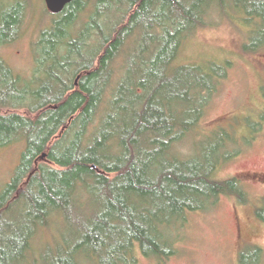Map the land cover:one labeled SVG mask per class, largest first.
<instances>
[{
	"label": "trees",
	"instance_id": "trees-1",
	"mask_svg": "<svg viewBox=\"0 0 264 264\" xmlns=\"http://www.w3.org/2000/svg\"><path fill=\"white\" fill-rule=\"evenodd\" d=\"M91 1L77 0L41 34L30 85L0 58V111L9 112L0 153L24 148L0 195V264H164L177 255L166 235L174 225L223 198L252 204L242 181L217 179L251 142L247 132H200L228 67L178 60L220 18L250 29L245 53L263 54L264 0H93L95 19L79 27ZM120 9L127 25H113ZM24 12L0 13V49L20 40ZM43 75L54 84L38 88ZM263 127L249 124L252 139ZM192 137L202 143L184 157ZM257 216L264 223V201ZM240 259L262 264L264 254L248 247Z\"/></svg>",
	"mask_w": 264,
	"mask_h": 264
},
{
	"label": "rangeland",
	"instance_id": "rangeland-1",
	"mask_svg": "<svg viewBox=\"0 0 264 264\" xmlns=\"http://www.w3.org/2000/svg\"><path fill=\"white\" fill-rule=\"evenodd\" d=\"M95 1L90 4H96ZM29 8L20 40L0 49V58L27 85L34 76V46L41 34L58 21L47 12L44 0L35 1ZM115 17V20L119 19ZM88 18V15L84 16L79 27L83 28ZM249 30L245 25H233L231 21L220 18L210 28L199 31L187 41L181 63L207 65L211 62L228 67L227 78L208 110L200 132L210 135L215 131L228 130L233 137L235 133L242 137L247 132L251 142L238 148L243 151L242 155L224 166L217 179L223 182L233 179L242 181L252 204L242 207L235 200L223 198L218 207L189 215L184 227L174 225L166 231V235L174 240L177 255L164 264H240V253L248 247L257 248L264 254V223L257 216L264 201V127L254 139L248 128L254 123L264 125V119H260L261 116L264 118V53H245ZM7 114L8 111H0V115ZM194 138L180 147L184 157L192 156L197 145L202 143V137ZM23 152L24 148L20 145L0 153V195L15 177ZM139 258L140 264H161L142 256Z\"/></svg>",
	"mask_w": 264,
	"mask_h": 264
},
{
	"label": "bare ground",
	"instance_id": "bare-ground-1",
	"mask_svg": "<svg viewBox=\"0 0 264 264\" xmlns=\"http://www.w3.org/2000/svg\"><path fill=\"white\" fill-rule=\"evenodd\" d=\"M1 2H0V13H2V12H4V10L6 9V10H9V9H11V8H14V7H24V15H23V17H22V20H21V25H24L25 24V22H26V20H27V14L28 13H26L27 12V10H29L30 8V6H32V4H34V2L35 1H37V0H0ZM45 1V0H44ZM77 0H75L74 1V3L76 2ZM46 3V2H45ZM73 3V4H74ZM73 4H71L70 6H68L67 8H66V10H65V12L69 9V7H71ZM47 6V5H46ZM2 7V8H1ZM86 8H88L87 10H86V12H85V14H84V16H87L88 15V19L89 20H87V22L84 24V25H87V24H89L90 23V19L92 20V19H95V17H96V10H95V8H94V6L92 5V4H89V6H87ZM49 12V11H48ZM64 12V13H65ZM63 13V14H64ZM127 13V11L126 10H122V9H120L119 10V14L117 15V18H119V19H117V20H114L113 21V25H127L128 23H129V21H128V19H127V17H126V14ZM63 14L61 15V16H53V17H55V18H60V17H62L63 16ZM51 15V14H50ZM121 16V17H120ZM127 19V20H126ZM97 25H109L108 23H105L104 21H102V20H98V24ZM88 45V44H87ZM86 45V48H88L89 47V45L87 46ZM94 45H92V44H90V47H93ZM178 65H180V63H181V59L180 60H178ZM114 63H119V60L118 61H114ZM116 64V65H117ZM115 64L113 65V67H115L116 66ZM80 66H78L77 68H79ZM112 67V68H113ZM45 75V74H44ZM42 76L41 77V82H40V84L38 85V88H43V87H45V86H49L50 84H52V83H50L49 82V80H46V77L45 76ZM86 76H89L90 75V73H86L85 74ZM91 76V75H90ZM81 79V78H80ZM78 80V81H76V87H77V89L79 88V84H80V81L81 80ZM15 83H17V86H18V88L20 89V90H25V87H24V85L23 84H20L19 82H15ZM54 84V83H53ZM9 104H12V102H8ZM95 170H97V168H95ZM89 210L90 211H88L87 212V215H90V212H91V210H92V208L91 207H89ZM16 218H14V217H9V218H6V221L7 222H9V223H15L16 222ZM44 247H46L44 244H42L40 247H39V249H38V251H39V255L42 253V250H44Z\"/></svg>",
	"mask_w": 264,
	"mask_h": 264
},
{
	"label": "water",
	"instance_id": "water-1",
	"mask_svg": "<svg viewBox=\"0 0 264 264\" xmlns=\"http://www.w3.org/2000/svg\"><path fill=\"white\" fill-rule=\"evenodd\" d=\"M75 0H45L48 11L53 16H61Z\"/></svg>",
	"mask_w": 264,
	"mask_h": 264
},
{
	"label": "flooded vegetation",
	"instance_id": "flooded-vegetation-1",
	"mask_svg": "<svg viewBox=\"0 0 264 264\" xmlns=\"http://www.w3.org/2000/svg\"><path fill=\"white\" fill-rule=\"evenodd\" d=\"M243 252H244V251H243ZM243 252H241V253H240V256H239L240 264H241V259H240V258H241V255H242Z\"/></svg>",
	"mask_w": 264,
	"mask_h": 264
}]
</instances>
